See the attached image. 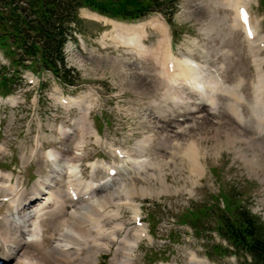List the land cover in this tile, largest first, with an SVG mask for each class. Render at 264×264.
Instances as JSON below:
<instances>
[{
  "label": "rangeland",
  "instance_id": "374dc122",
  "mask_svg": "<svg viewBox=\"0 0 264 264\" xmlns=\"http://www.w3.org/2000/svg\"><path fill=\"white\" fill-rule=\"evenodd\" d=\"M161 1V10L141 19L124 18L118 13L120 7L112 9L116 5L110 1L90 0V5L81 7V22L75 27L77 42L69 41L64 49L66 62L77 75L76 86L37 71L34 65L17 66L12 45L0 44V99L12 100L0 103V174L10 175L13 182L33 191L52 174L46 152L66 147L69 159L84 139L78 163L82 192L89 183L99 186L96 192L125 197L123 184L128 181L149 185L139 175L145 170L159 172L169 183L162 190L161 182L151 177L155 193L144 196L133 191L139 220L129 204L108 203L113 210L119 206L120 213L101 220L106 228L117 226L118 237L83 247L66 264H116L117 248L128 234L130 239H140L133 252L134 264H249V253L227 239V223L236 222L243 208L264 227V107L253 109L258 80L264 78V43L257 57L244 26L235 25V0ZM241 1L256 36L264 42V0ZM161 20L167 36L157 26ZM118 34L141 37L151 54L123 43ZM166 37L171 43L165 42ZM166 49L177 59L197 61L204 71L221 78V90H208L211 100L215 95L214 105L189 89L198 106L193 111L181 103H164L167 80L160 73L156 54ZM4 75L13 82L7 84ZM203 75L201 79L210 83ZM224 86L235 88L238 98ZM79 98L91 99L88 119L96 133L83 136L75 127L80 108L61 102ZM61 126L69 136L59 132ZM230 135L233 139H228ZM146 137L150 139L140 160H155L158 167H139L134 160L126 166L124 158L131 152L136 157L135 145ZM107 143H112V150ZM192 143L194 169L186 156ZM117 149L126 156L119 157ZM102 165L120 167V176L108 175ZM62 188L67 190L64 184ZM9 210L0 197L1 225ZM58 212L48 209L40 216L45 248L60 238ZM138 226L147 230L141 238L134 232ZM15 262L13 258L8 264Z\"/></svg>",
  "mask_w": 264,
  "mask_h": 264
},
{
  "label": "bare ground",
  "instance_id": "6f19581e",
  "mask_svg": "<svg viewBox=\"0 0 264 264\" xmlns=\"http://www.w3.org/2000/svg\"><path fill=\"white\" fill-rule=\"evenodd\" d=\"M235 1V8L237 12L235 25L245 27L247 38L255 52V55L258 57L257 53L263 46V39L256 36V31L250 23L244 24L241 20L239 10L242 1ZM157 26L163 30L166 36L168 35L169 32L166 30V25L162 20L161 24H157ZM117 37L125 44L135 45L142 54H151L149 48H146L142 44L141 37H127L122 34H118ZM168 37L165 39L167 44L171 43V40H169ZM168 46L171 47L170 44ZM163 51L164 52L160 51V53L157 54L155 51L153 52L156 54V59L162 66V71H160V73L162 72V76L167 80V88L164 93V103L168 105L165 100H170L174 103H181L183 107H186L185 109H190L189 112L193 111L197 105L196 102L193 101L192 92H196L201 99L209 102L212 101L214 105L215 95L212 96L211 100L212 94H210L211 92L208 90H221V87H223V83L220 80L221 78L207 73L206 70L204 71L202 66L198 64L197 61L195 62L187 57L185 59H177L172 55L170 50L166 49ZM202 75L204 78H208L210 83L207 84L204 82L201 79ZM224 88L228 91L231 90L230 92L234 95L235 99L238 98L235 88H230L228 86H224ZM186 89H189V91L192 92L186 91ZM11 101L12 100L9 99V102ZM61 102L65 105L72 104L80 108L81 112L76 120L75 127L83 136L97 132H95L88 119L89 110L92 104L91 99L79 98L72 101L63 99ZM261 105L264 107V78L262 76H260L258 80L257 102L253 106L254 112L258 111V106L260 107ZM233 108L235 109L234 112L238 115V109L236 106H233ZM185 113H188V111H185ZM170 121L171 120H168L167 123ZM59 132L64 136H69L68 130L63 126L59 128ZM98 137L101 138L99 135ZM98 137L97 141L100 142L102 139ZM148 139H150V137H146L141 141L139 140L135 145L134 151L138 160L142 159L144 144L148 142ZM228 139H233L232 135H230ZM103 142L106 143L105 141ZM83 143L84 139L78 146L80 148V152L76 151V149H78L77 144L74 154L69 159L65 156L66 153L64 149H66V147L63 151L50 149L46 152V158H49V160L52 161L53 171L51 172V175L39 181L33 191H28V189L24 186H21L17 182H13L10 175L6 176L0 174V194L4 193V195L0 197L10 205L9 214L5 217V221L2 223L3 225L0 224L1 264H8L13 258L16 259L14 264H66L70 258L77 256V253L83 250V247L87 246L90 248L91 244L99 245L108 237H118V227H110L111 229L106 228L104 226L105 224H103L101 220L107 214L113 218L118 216L120 213L119 206L116 210H113L106 206L108 203L118 200L120 203L123 201L124 204H129L132 212L135 216H137V220L140 216V208L135 204L134 200H132V196L135 193H133V191H136L144 196L155 193L156 190L152 188L149 181L151 177H156L161 182L162 190L168 189L169 183L165 178H163L162 174L157 171L145 170L144 174L139 173V175L145 179L149 185H139L135 180H130L126 184H123V187L127 189L126 194L124 195L125 197L118 193V197L116 198L115 193L106 192L103 194V191L96 192V188L99 186L93 185L94 187H92L91 185L89 186V183H87L88 189L82 192L79 187L80 164L78 163L84 153V151L81 150L83 149ZM110 146H113L112 143L108 144L109 148ZM192 146L193 143L190 144V147L186 152V156L190 160L191 166L194 169L193 162L196 155H194V148ZM1 148L2 147L0 146V149ZM110 149L112 150V147ZM123 152L124 151L120 149L116 150L119 157L126 156ZM136 157L132 154V152L129 153L127 158H124L126 160V166L130 164V160H134V163L139 165V167L140 165L144 166L145 164L158 167V163L155 160L147 161L144 159L145 161H138L136 160ZM92 166L94 168L98 167L96 164H92ZM130 166L132 167L133 163ZM103 168L107 170L108 175H110V171L114 168L115 172L113 175L120 176L118 175L120 173V167L118 166H103ZM114 176L112 177L114 178ZM63 184L64 186L66 185L67 190L62 188ZM27 198H29L30 201L25 202ZM48 209L60 211L55 219L57 220L60 228V238L52 247L45 248L44 232L39 221L40 216L46 213ZM1 222L2 219L0 220V223ZM134 232H137L136 234H138L140 238L142 233L143 236L147 234V230L144 227L141 228V226H138ZM127 236L131 235L128 234ZM127 236L121 239L123 246L120 245L117 248L116 264H134L133 252L140 239H130ZM114 238L113 242L115 240ZM105 242L106 241L103 243L105 244ZM6 246H9L8 250H5Z\"/></svg>",
  "mask_w": 264,
  "mask_h": 264
},
{
  "label": "trees",
  "instance_id": "16d2710c",
  "mask_svg": "<svg viewBox=\"0 0 264 264\" xmlns=\"http://www.w3.org/2000/svg\"><path fill=\"white\" fill-rule=\"evenodd\" d=\"M105 1L116 5L112 9L120 7L118 13L127 19L143 18L161 10L163 5L161 0ZM89 2L0 0V44L9 42L12 45L13 59L18 65L29 61L37 71H49L62 83L75 85L77 75L68 66L64 49L70 40L76 41L75 27L81 22L78 10L90 5ZM226 231L227 239L249 253V264H264V227L254 215L240 208L236 222L228 221Z\"/></svg>",
  "mask_w": 264,
  "mask_h": 264
}]
</instances>
